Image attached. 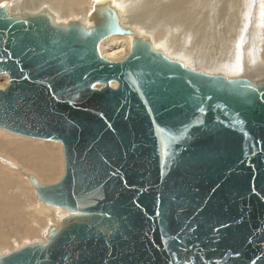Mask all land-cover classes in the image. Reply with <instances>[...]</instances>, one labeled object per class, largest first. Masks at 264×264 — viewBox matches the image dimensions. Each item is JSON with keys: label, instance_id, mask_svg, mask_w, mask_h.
Returning a JSON list of instances; mask_svg holds the SVG:
<instances>
[{"label": "water", "instance_id": "1", "mask_svg": "<svg viewBox=\"0 0 264 264\" xmlns=\"http://www.w3.org/2000/svg\"><path fill=\"white\" fill-rule=\"evenodd\" d=\"M112 36L132 40L119 62L101 55ZM0 54V129L61 143L64 162L54 184L23 173L59 227L0 264H264V74L187 67L111 0L88 24L0 8ZM237 111L243 124L219 123Z\"/></svg>", "mask_w": 264, "mask_h": 264}, {"label": "bare ground", "instance_id": "2", "mask_svg": "<svg viewBox=\"0 0 264 264\" xmlns=\"http://www.w3.org/2000/svg\"><path fill=\"white\" fill-rule=\"evenodd\" d=\"M99 1L105 0H5L4 4L6 3L15 12H20L19 9L28 11L29 9L40 10L47 7L59 21L67 18L70 19H67L68 21L79 19V21L82 20L81 22L86 20L83 23L88 24V16L93 10L94 4ZM111 1L119 9L125 22L144 34L148 30L142 29L138 19L141 20L142 15L147 16L150 21L148 25L153 28L150 32L151 36H149L155 46L174 47L172 49L190 48L191 53L194 54V64L198 68H194L192 65L190 67L196 70H203L199 67L203 68L204 62L211 61L213 69L236 74L231 76L264 74V22H260V17H257L259 14L256 13L254 21H252L254 22L253 26L249 25L248 21L250 20L247 19L248 0H172L168 4H161V0H159L155 3L145 4L142 2L138 5H135L137 0ZM209 2H213V9L206 15L205 10L209 7ZM0 3L2 2L0 1ZM257 5L264 8V0H258ZM136 15H139L138 18ZM248 16L250 15L248 14ZM71 18H75V20H71ZM157 20H160L161 24L156 25ZM142 21L144 20L142 19ZM207 22L214 24L216 28L211 29L210 25L207 27ZM200 29L205 30L203 34L199 35L200 41L205 38L209 46L194 45L191 47L190 41L193 37L196 38L195 35ZM131 43V38L127 36H112L102 43L101 55L112 62L117 59L123 60L130 53ZM202 53L208 57L207 60L202 59L204 55L199 56ZM199 58L200 60H198ZM191 62L189 63L192 64ZM186 64L188 65V63ZM256 70L262 73L255 74ZM219 71L207 72L218 73ZM0 78L6 81L5 84L0 85V89H4L8 85V77L0 75ZM113 87H116L115 83ZM0 136L9 139L8 141L0 139L1 158L16 163L19 167L18 171L35 176L42 184L57 178L61 168H59V155L61 154L58 155V144L52 141L44 142L18 137L5 131H0ZM10 168L12 167L10 166ZM19 180L15 174L8 172V166L7 169L0 166V254L4 253L3 250L6 252L7 247L16 244L18 242L16 238L25 241L40 240L45 227L57 220L55 211L51 207L32 201L33 196L29 197L31 193L26 190H31L33 187L30 189L27 184V189H21L19 184L21 186L22 183H19ZM24 200L30 202V212L21 211Z\"/></svg>", "mask_w": 264, "mask_h": 264}, {"label": "rangeland", "instance_id": "3", "mask_svg": "<svg viewBox=\"0 0 264 264\" xmlns=\"http://www.w3.org/2000/svg\"><path fill=\"white\" fill-rule=\"evenodd\" d=\"M2 3H0V4H4V2H5V0H0ZM157 1H159V0H137V3H135V5H138V4H141L142 2H145V4L146 3H155V2H157ZM169 1H172V0H161V4H168V2ZM251 1V2H250ZM140 2V3H139ZM258 3V0H248V2H247V8H248V12H247V19L248 20H250V21H248L249 22V25H252L253 26V23L254 22H252V21H254V18H255V16H256V13L257 14H259V15H257V17H260V22L262 23V22H264V8L262 7L261 8V6L259 7L258 5H257V3ZM262 3H263V1H261ZM210 4H209V7H207L206 8V10H205V13H206V15H208L210 12H212V9H213V2H209ZM256 3V4H255ZM257 5V6H256ZM133 6V5H132ZM262 6H263V4H262ZM197 7H199V4H197ZM252 8V9H251ZM258 8V9H257ZM133 9L135 10V7H133ZM154 9V8H153ZM153 9H150L151 11L153 10ZM34 10V9H33ZM31 10V9H29L28 10V12H37V11H39V9L38 10ZM147 10H149V9H147ZM18 11H23V9H19ZM207 11V12H206ZM255 13V14H254ZM248 14L250 15V16H248ZM253 14H254V16H253ZM133 15H135V13H133ZM146 15V14H145ZM138 16L139 15H136V17L138 18ZM237 16H239V15H237ZM131 17V16H130ZM244 17V14H243V16H242V18ZM145 18H146V20H145ZM68 19V18H67ZM63 19V21L65 20V21H68V20H70V19ZM75 20V18H71V20ZM142 19L145 21V23H144V21H142ZM76 20H79V19H76ZM80 21H82V20H80ZM86 22V20H83V22ZM138 21H140V25H141V27H142V29L143 30H148V31H146L145 33L146 34H148V35H150L151 36V34H150V32H151V30L153 29V28H151L150 27V25H148V23H150V21L148 20V18H147V16H144V15H142V18H141V20H139L138 19ZM158 22L156 23V25H158V24H161V21L160 20H157ZM143 23V24H142ZM210 25V26H209ZM210 27L211 28V26H212V28L211 29H213V28H216L215 27V25L214 24H211L210 22H207V27ZM144 27H147V28H144ZM149 28V29H148ZM150 30V31H149ZM205 32V30H203V29H200L199 31H198V33L195 35L196 36V38H192L191 39V41H190V46L192 47V46H194V45H196V46H203V47H208L209 46V44H208V42L206 41V39L204 38V40L203 41H200V36L199 35H201V34H203ZM215 32H216V30H215ZM175 38H176V36H175ZM175 41H176V39H175ZM166 43V42H165ZM168 43V42H167ZM181 45V44H180ZM184 46H187V45H184ZM107 47H108V45H107ZM155 47H157V48H159V49H161L168 57H170V58H172V59H176V60H179V61H181V62H183L187 67H190L191 65H192V67H196V68H198L197 66H195V64H194V62H195V60H194V54H192L191 53V49L190 48H183V49H179L178 47L176 48V49H172V48H174V47H172V48H170L171 46H163L162 48H160V47H158L157 45L155 46ZM187 47H189V46H187ZM170 48V49H169ZM167 50H169V51H167ZM179 50H181V51H179ZM173 51V52H172ZM177 51H178V53H177ZM183 51H184V54H183ZM177 53V55H176V53ZM192 55V57H191V55ZM185 55V56H184ZM202 55H204V56H202ZM199 56H202V59L203 60H207L208 59V57L205 55V53H202V54H199ZM183 57V58H182ZM187 57V58H186ZM191 57V58H190ZM190 59V60H189ZM186 60H187V62H186ZM194 60V61H193ZM198 60H200V58L198 59ZM119 61H121V59L119 60V59H117V61H114V62H119ZM185 61V62H184ZM192 61V62H191ZM189 62H191L192 64H190ZM186 63H188V65L186 64ZM205 63V66L203 65L202 67L203 68H201V67H199V69H203V70H199V71H205V72H207V71H219V70H215V69H213L212 68V65L211 64H213V63H211V61L210 62H204ZM201 66V65H200ZM192 67H190V68H192ZM194 68H192V69H194ZM205 69V70H204ZM196 70V69H195ZM264 72V71H263ZM209 73V72H208ZM218 73H223V74H225V75H227V76H231V75H236V74H229V73H227V72H222V71H219ZM257 73H262V72H260L259 70H256L255 71V74H257ZM238 74H240V73H238ZM241 75H249V74H241ZM6 83V81L3 79V78H0V85H3V84H5ZM0 131H5V130H1L0 129ZM5 132H7V131H5ZM7 133H9V132H7ZM11 134V133H10ZM12 135H14V134H12ZM15 136H17V135H15ZM18 137H21V136H18ZM0 139H3V140H5V141H8L9 139H8V137H2V136H0ZM30 139V138H29ZM28 139V140H29ZM43 141V140H42ZM45 142V141H44ZM50 143H52V142H50ZM53 143H55V144H58V155L59 154H61V155H59V168H60V171H59V173H58V175H57V178H55L54 180H52V181H50V182H46V183H44L43 182V184H48V185H50V184H54V183H57L62 177H63V175H64V162H63V150H62V144L61 143H59V142H53ZM0 166H2V167H4L5 169H7V166H8V172H10L11 174L13 173V174H15L16 175V177H17V179L19 180V178H20V182L19 183H22L21 184V186H20V184H19V187L21 188V189H27V184L29 185V187H30V189L32 188V186H31V184H29L28 182H27V180H26V178L24 177V175H23V173L22 172H20V171H18L19 170V167H18V165L16 164V163H14L12 160H8V159H2L1 158V156H0ZM10 166L12 167V168H10ZM14 168V169H13ZM12 171V172H11ZM19 172H20V174H19ZM24 173H26V172H24ZM26 180V181H25ZM22 181V182H21ZM26 182V184H24V183ZM42 184V183H41ZM25 185V186H24ZM22 186H24V187H26V188H24V187H22ZM32 190V191H31ZM31 190H26V191H28L29 193H31L30 195H29V197L30 198H32V196L34 197L33 199H32V201H35V202H38V203H41V202H39L38 200H37V197L35 196L36 194V192H34L35 190H33V189H31ZM25 190H24V192H26ZM27 192V193H28ZM32 192H34V193H32ZM35 194V195H34ZM29 198V200H31ZM37 200V201H36ZM41 204H43V203H41ZM45 205V204H44ZM47 206V205H46ZM49 207V206H48ZM54 211H55V214H56V221H58V222H53L52 224H48L46 227H45V229H44V231H43V233H42V237L40 238V240H35V241H25V240H20V239H18V238H16L17 239V245L16 244H13V245H11V246H9V247H7L6 248V252H5V250H3L4 251V253H1L0 254V256L1 255H5V254H8V253H11V252H13V251H16V250H18L19 249V247L20 246H24V245H26V244H29V243H35V242H43L44 241V235H45V231L47 230V228L49 227V226H56V227H59V225H60V220H61V217H59V215H58V212H57V210L56 209H54L53 207H51ZM30 210H31V208H30V202L28 201V200H24L23 201V203H22V207H21V211H24V212H30ZM11 239V238H10ZM9 239V240H10ZM19 244H21V245H19Z\"/></svg>", "mask_w": 264, "mask_h": 264}, {"label": "snow or ice", "instance_id": "4", "mask_svg": "<svg viewBox=\"0 0 264 264\" xmlns=\"http://www.w3.org/2000/svg\"><path fill=\"white\" fill-rule=\"evenodd\" d=\"M7 7H8V5L6 3L5 4H0V8H7ZM5 52L7 53L8 57H11V53L8 52L7 49H5ZM4 58H5L4 54H0V62H3ZM17 63H19V61H17ZM24 79H30V77L25 76ZM111 83L112 82H109V84H111ZM47 87L51 90L52 86L49 84V85H47ZM90 87L93 90H95L96 89V84L93 83V84L90 85ZM52 95H53L54 99L59 100V96H58L57 93L53 92ZM259 98L261 100H264V92L261 93ZM77 99H78V96H74V97H72V99H70L68 101V103L73 104V106H74L75 105V101ZM209 99H211V97H209ZM145 103H147V101H145ZM221 107H223V106H221ZM148 111L151 112L152 111L151 108H149ZM198 111L203 113L205 110H204L203 107H199ZM101 115L103 116V113H101ZM217 119L219 120V118H217ZM153 123L156 124L155 120H153ZM219 123L221 125H224V126H234L236 123L243 124L244 120L240 118V113L237 111V112H234L233 114L229 115L227 120H219ZM190 125H189V123H186L184 125V128H183L182 135H184L186 137V140H191V139H193L196 136V133H193L191 131V128L192 127L200 128L202 125H204V120L201 119L199 116H197L193 121L190 122ZM109 127H110V125H109ZM156 127L160 128V125L156 124ZM253 150H254V148H253ZM173 156H175V153H173ZM112 175H117V173H112ZM80 195H81L82 198H85V197L91 196L92 193L85 191V192H82ZM69 214L70 215H77V213H72V212H70ZM157 215H159V213H157ZM224 226H227V225H224ZM216 231H219V229H216ZM172 255L175 257L176 254L173 252ZM237 255H239V254L237 253ZM253 264H254V262H253Z\"/></svg>", "mask_w": 264, "mask_h": 264}]
</instances>
